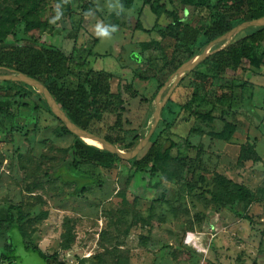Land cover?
Masks as SVG:
<instances>
[{"label": "rangeland", "instance_id": "374dc122", "mask_svg": "<svg viewBox=\"0 0 264 264\" xmlns=\"http://www.w3.org/2000/svg\"><path fill=\"white\" fill-rule=\"evenodd\" d=\"M218 1L200 0L195 8L184 0H150L155 15L141 0L130 10H121L120 0H0V40L39 42L73 53L81 65L74 71L113 74L123 129L116 127V110L93 126L95 135L131 152L164 102L155 132L163 151L172 146L154 176L131 175L132 163L123 160L110 168L83 166L73 173L94 183L82 191L64 172L76 137L62 132L36 89L2 84L1 94L15 106L13 115L0 116V264H47L25 249L23 238L51 264H264V43L255 47L258 64L246 62L244 71L228 76L234 100L213 124L180 112L199 73L209 70L207 58L178 82L177 71L197 53L192 41L210 25ZM101 28L109 36L98 35ZM179 59L184 64L174 69ZM142 70L150 81L134 80ZM133 82L135 99L126 91ZM227 122L237 127L232 137ZM248 147L261 162L239 163ZM229 181L243 185L250 198L232 200ZM10 248L17 260L5 259Z\"/></svg>", "mask_w": 264, "mask_h": 264}, {"label": "trees", "instance_id": "16d2710c", "mask_svg": "<svg viewBox=\"0 0 264 264\" xmlns=\"http://www.w3.org/2000/svg\"><path fill=\"white\" fill-rule=\"evenodd\" d=\"M135 1L137 0H120L121 10L132 9ZM141 1H144L145 5H151L150 0ZM184 3V5H191L196 8L200 5V0H184ZM216 10L210 25L200 32L198 38H194L192 41V44L197 48V53L190 55L186 62L194 56L202 55L211 42L224 36L238 25L264 17V0H234L230 6H227L224 0H219ZM151 11L153 14L159 15V10L153 4L151 5ZM117 15H121V12H118ZM171 15L174 17L175 24L181 28V22L177 20L176 14L171 12ZM252 29L246 35L240 33L226 47H224L226 43H221L211 49V52L218 51L208 57L204 63L209 65V70L199 73L191 97L180 105V112L185 119L196 117L201 123L210 125L215 121L216 113L231 106L234 100L235 86L230 79L231 83L229 84L228 76L244 71L246 62L253 66L258 64L255 47L264 43V27ZM155 43L163 50L161 42ZM182 64L184 62L180 59L177 60L174 69L179 68ZM74 66L81 67L74 58L73 53L67 55L62 50L48 47L39 42L0 40V72L5 73L0 75L24 74L39 80L48 88L67 117L78 127L93 134H99L93 129L95 124L101 123L106 115L119 110L116 115V127L122 130V113L125 110L123 102L118 107L114 103L111 89L113 74L95 70H90L84 74L81 70L74 71ZM150 68L152 69V67ZM162 69H159V71H162ZM159 71H155L156 77L160 74ZM145 72L144 70L137 71L134 80L150 81L151 78L145 76ZM4 83L13 84L16 82L0 81V116L13 115L12 111L15 106V103L5 100V97L1 94L2 84ZM18 84L26 88H32L23 83ZM126 91L132 99L137 97L134 82L126 87ZM21 99H26V96H21ZM49 111L52 113L50 108ZM225 130L232 137L236 133L237 127L235 124L227 122L225 123ZM12 131L17 132L18 130ZM62 132L71 134L64 125ZM159 137L160 133L156 131L145 149L130 161L132 163L131 175H134L138 170L151 176L160 172V167L166 161L172 146L163 151ZM104 138L115 144L111 137L105 136ZM71 157L72 161L66 166L64 172L66 171L69 174L72 181L82 191H85V187L93 184L94 181L89 175H76L73 173L74 171L79 172L83 166L110 168L115 162L121 160L118 156L106 150L86 144L78 137H76L75 144L71 149ZM248 161L259 163L262 159L248 147L243 149L239 163L242 164ZM62 175L57 176L56 179H61ZM227 183L235 189L232 200L243 202L250 198V192L243 185L231 181ZM224 185V181L220 183L221 187H224ZM8 220L10 224L15 223L12 217L7 218L6 221ZM23 239L25 249L36 252L47 264H51L49 257L40 248L32 246L28 240ZM67 242L69 243L68 239ZM12 251L10 248L9 254L5 255L6 260H17L16 254ZM2 264L12 263L3 261ZM115 264L122 263L117 261Z\"/></svg>", "mask_w": 264, "mask_h": 264}, {"label": "water", "instance_id": "95a60500", "mask_svg": "<svg viewBox=\"0 0 264 264\" xmlns=\"http://www.w3.org/2000/svg\"><path fill=\"white\" fill-rule=\"evenodd\" d=\"M264 27V17L244 22L237 27L233 28L229 32H227L224 36L216 39L215 41L211 42L207 49L202 53V55L197 56L187 63H185L182 67L179 68L177 71V74L179 75V78L177 79V82L180 81L185 73L192 71L197 67L201 62H203L206 58H208L213 53H216L217 51L211 52V49L215 47L218 44L226 43L224 47L229 45L240 33L252 29V28H263ZM223 47V48H224ZM0 81L2 82H16V83H23L29 87H32L36 89L38 92H40L51 112L55 115V117L66 127V129L73 134L74 136L78 137L79 139L85 140H93L103 145V149L108 151L109 153L118 156L123 161H131L134 158H136L149 144L159 122L161 119L162 110L164 107V102L157 103L156 111L154 114V124L148 134V136L141 140L138 146L132 150L131 152L125 153L117 148L116 145L112 144L105 138L95 135L91 132H88L80 127H78L75 123H73L67 115L63 112V110L60 108V106L57 104L55 98L52 96L48 88L39 80L30 78L24 74H7V75H0ZM160 98V95L158 96V100Z\"/></svg>", "mask_w": 264, "mask_h": 264}, {"label": "clouds", "instance_id": "9594fccd", "mask_svg": "<svg viewBox=\"0 0 264 264\" xmlns=\"http://www.w3.org/2000/svg\"><path fill=\"white\" fill-rule=\"evenodd\" d=\"M111 31H115V28L113 27V28L111 29ZM97 34L106 37V36H109L110 32H109V30L106 29V28H101V29L98 30V33H97Z\"/></svg>", "mask_w": 264, "mask_h": 264}, {"label": "bare ground", "instance_id": "6f19581e", "mask_svg": "<svg viewBox=\"0 0 264 264\" xmlns=\"http://www.w3.org/2000/svg\"><path fill=\"white\" fill-rule=\"evenodd\" d=\"M85 143L88 144V145H91V146L99 147V148L103 147L102 144H100V143H98L96 141H93V140H89V139L85 140Z\"/></svg>", "mask_w": 264, "mask_h": 264}]
</instances>
